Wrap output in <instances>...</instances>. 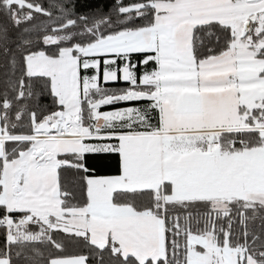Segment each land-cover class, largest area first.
<instances>
[{
	"label": "snow or ice",
	"instance_id": "6c2138e0",
	"mask_svg": "<svg viewBox=\"0 0 264 264\" xmlns=\"http://www.w3.org/2000/svg\"><path fill=\"white\" fill-rule=\"evenodd\" d=\"M75 9L0 0V264H264V0Z\"/></svg>",
	"mask_w": 264,
	"mask_h": 264
},
{
	"label": "trees",
	"instance_id": "16d2710c",
	"mask_svg": "<svg viewBox=\"0 0 264 264\" xmlns=\"http://www.w3.org/2000/svg\"><path fill=\"white\" fill-rule=\"evenodd\" d=\"M37 2L44 4L46 8H48L52 2V0H37ZM124 2L127 4L129 0H124ZM117 3V0H75L76 9L75 11L80 14H91V13H98L100 11L108 12L110 11ZM53 15H58V12L53 10ZM6 22V18L0 17V23ZM34 24H41L47 23V17L42 15H37L36 19L33 21ZM135 62V57L133 58ZM152 65H149V68H151ZM109 89H116V88H124L127 87V84L124 82H118V83H109L105 85ZM129 103L134 102H119L115 105L110 106H104L103 109L107 108H116L120 106H129ZM33 104H35V101H33ZM40 109L44 111L48 110H54L52 106V98L47 93L44 92L39 100ZM91 159V157H90ZM118 156H104L97 158V163L95 167V172L97 175H110V174H118ZM32 230H37L35 226H32ZM169 240H171V236L169 237ZM3 243V235L2 232H0V245ZM18 249L13 248V253H15ZM45 255H47L48 250L45 249ZM63 255H86L88 256L87 264H99V255L94 254L91 252V250L83 244V242L77 243L75 241L70 242L66 245ZM107 258L108 254L104 253V259L107 264ZM17 264H22L21 261H17Z\"/></svg>",
	"mask_w": 264,
	"mask_h": 264
},
{
	"label": "crops",
	"instance_id": "0c3cea01",
	"mask_svg": "<svg viewBox=\"0 0 264 264\" xmlns=\"http://www.w3.org/2000/svg\"><path fill=\"white\" fill-rule=\"evenodd\" d=\"M123 106H124V105H123ZM120 107H121V106H120ZM120 107H116V108H120ZM124 107H127V106H124ZM109 109L111 110V108H107V109H105V108L103 109V108H102L101 110H103V111H107V110H109ZM112 109H115V108H112ZM110 175H113V174H110Z\"/></svg>",
	"mask_w": 264,
	"mask_h": 264
},
{
	"label": "rangeland",
	"instance_id": "374dc122",
	"mask_svg": "<svg viewBox=\"0 0 264 264\" xmlns=\"http://www.w3.org/2000/svg\"><path fill=\"white\" fill-rule=\"evenodd\" d=\"M122 107H124V106H121L120 108H122ZM110 110V109H109Z\"/></svg>",
	"mask_w": 264,
	"mask_h": 264
}]
</instances>
